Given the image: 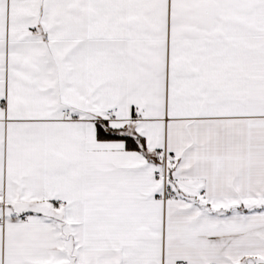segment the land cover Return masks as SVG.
Wrapping results in <instances>:
<instances>
[{
	"label": "snow or ice",
	"instance_id": "obj_1",
	"mask_svg": "<svg viewBox=\"0 0 264 264\" xmlns=\"http://www.w3.org/2000/svg\"><path fill=\"white\" fill-rule=\"evenodd\" d=\"M0 264H264V0H0Z\"/></svg>",
	"mask_w": 264,
	"mask_h": 264
}]
</instances>
